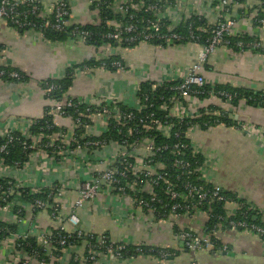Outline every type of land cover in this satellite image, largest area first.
Listing matches in <instances>:
<instances>
[{"label":"built area","instance_id":"2783aa9c","mask_svg":"<svg viewBox=\"0 0 264 264\" xmlns=\"http://www.w3.org/2000/svg\"><path fill=\"white\" fill-rule=\"evenodd\" d=\"M147 1L153 3L146 6L145 0H122L119 3L114 0L108 8L121 19L107 23L115 29V33L105 37L116 41L115 48L128 49L122 47L119 31L123 29L126 33H135L136 15L144 12L154 14L156 20L147 21L146 28L136 36L145 40H163L166 45L163 49L177 45H191L196 48L195 58L188 67L172 69L166 80L151 82L153 92L170 85L168 89L172 93L166 99L164 96L159 97L156 106L158 113L150 110L153 104L145 106L141 103L138 98L140 90L138 86L132 93H127L123 101L115 98L110 101L96 100L94 103L79 101L86 109L84 114H78L76 104L71 99H49V93L57 87L42 82L40 88L46 99L42 117L24 118L9 115V112L0 115V140L3 141L0 144V222L7 225L15 223L17 226V231L5 239L7 246L4 251L10 256L5 264H54L59 259L53 254L56 246L61 247V253L77 247L82 248L83 256L77 254L72 256L71 261L75 264H95L100 256L121 260L130 246L134 247V252L138 256L154 257L150 255L153 252L152 246L118 242L110 238L108 240L103 234L93 237L92 233L81 229L78 213L86 205L93 203L98 196L106 193L116 196L119 200H127L133 209L140 210L145 219L149 220L156 211L152 204L162 203L154 191L160 183L164 194L173 202L167 217L162 221H176L181 217L190 220L202 214L201 209L204 207L211 211L212 204L224 205L225 215L221 220L226 224L225 228L219 227L211 233L204 234L196 233L189 227L177 229L178 232L174 235L183 249L192 253L211 255L225 252L227 247L218 244L217 233L247 232L264 240L262 211L236 195L233 199L225 196V190L208 178L216 162L208 158L194 139V134L202 131L198 119L208 118L203 124L206 127L204 131L208 132L215 127L224 126L219 122V118H234V110L245 104L241 101L237 108H233L230 105L231 95L226 92H220L221 98L212 97L202 101L195 96L198 93L194 88L215 85L204 74L208 60L217 48L232 45L229 37L241 35L236 29L238 22L243 21L254 28L249 35L254 38V42L247 46L264 51V38L260 37V34L264 37V0H259L261 2L258 8L252 12L245 8L247 6L245 3L237 4L234 0H198L196 9L191 8L192 10L181 0ZM233 8L239 9L237 12L242 20L230 16ZM49 15H54V23L47 21ZM192 17L205 21L206 28H199V31L205 34L203 40L202 37L190 32L187 43L177 44L183 38L173 33L174 30ZM32 18L45 20L44 26L50 25L56 31H64L72 26L70 7L66 0H59L46 10L40 0H0V32L9 23L13 25L14 31L34 35V38L39 36L44 40L36 31ZM161 22H169L165 27L170 32L169 35L159 34L164 26ZM71 34L82 38L89 36L88 33L77 29H72ZM135 39L136 37H133L125 41L132 43ZM141 44L150 45L147 42ZM233 45L236 48H243L245 44L237 41ZM106 47L108 49L97 58L103 61L102 68H99L101 70H105L103 67L107 65L112 55L111 46L107 44ZM153 47L162 49L158 46ZM112 57H118L123 61L120 55ZM110 65L116 72H125L129 69L125 62L122 65L120 61H114ZM80 70L87 73L95 69L83 67L77 71ZM2 83L14 85L13 88L20 89V96L26 98V95L22 94L23 90H28L30 79L8 63L7 50L0 42V84ZM147 100L148 98L144 96V101ZM210 106L218 109L212 110ZM45 108L48 110L45 111ZM69 112L78 114V117L73 121ZM45 116H49L50 120L41 125L38 121ZM79 117H84V147L79 146L76 150H70L75 142L73 130L83 125ZM58 119L69 120L71 128L61 126L57 122ZM235 120H238V116H235ZM240 123V126L234 129L255 138L264 158V127ZM183 127H186L185 132L182 131ZM55 128L59 130L56 132ZM113 131L116 132L115 138L108 141L99 139L102 134ZM82 149L84 160L73 166L71 159L74 152L80 153ZM10 150L20 151L24 161L7 163ZM163 153L172 158V175L165 163L159 160ZM200 156L204 159L203 165L199 164ZM58 165H61L60 169ZM62 165L68 167L62 168ZM82 170L84 180L81 183L78 182L80 178L73 181V178L65 179L58 174L61 171H70L69 176H72L74 171ZM202 183L211 185L212 188H207L206 184ZM76 185V198L68 208L64 202ZM142 192H147L149 198L138 196ZM25 193L31 198L30 203L24 201ZM43 194L46 195V200L36 197ZM49 200L53 202L54 211L49 214L54 225L50 230L41 231L35 228L34 222L38 212L47 211ZM163 208L168 209V206L164 205ZM247 217L251 223L247 221ZM151 222L154 223L153 220ZM256 222L258 224H254ZM52 231L55 234H51ZM72 237H75V242ZM29 238H34L37 245L46 251L47 262L38 259L37 255L28 256L23 253L20 241ZM145 248L150 254H146ZM84 252L87 257L84 256ZM170 256L169 250L164 249L158 253L157 258L168 259Z\"/></svg>","mask_w":264,"mask_h":264},{"label":"crops","instance_id":"0c3cea01","mask_svg":"<svg viewBox=\"0 0 264 264\" xmlns=\"http://www.w3.org/2000/svg\"><path fill=\"white\" fill-rule=\"evenodd\" d=\"M59 0H40L46 10ZM69 3L72 24L99 25V16L90 6L94 0H66ZM121 2L122 0H115ZM162 1V0H160ZM196 9L198 0H181ZM193 2H195L193 4ZM259 0H246L244 5L249 12L257 9ZM244 10V8H243ZM202 11V10H201ZM238 8L230 14L242 20ZM237 32L250 35L254 28L240 21ZM260 37L264 38L263 35ZM0 42L7 50L8 63L30 79L28 90L13 88L5 83L0 84V115H18L24 118L42 117L45 97L40 83L47 79H60L65 70L75 67L84 61L97 59L108 48L106 45L95 47L83 41L66 40L52 43L39 36L22 34L8 27L0 32ZM111 57L120 55L128 64L125 72L106 70L77 71L67 97L94 103L96 100H125L127 93H132L142 82L160 81L169 78L172 69H184L194 60L196 48L191 45H177L168 49H156L141 44L131 49L110 48ZM205 77L213 84H224L255 91L264 90V55L258 52L245 53L228 47L217 48L209 58L204 71ZM14 86V85H13ZM233 115V114H232ZM240 122L257 127H264V111L241 105L234 110ZM61 126L71 128L67 119H58ZM195 141L206 152L209 159L216 162L208 178L220 185L225 192L235 194L239 199L255 206L264 214V158L257 140L226 126H218L205 132L194 134ZM61 165H58L60 169ZM68 165H62L67 168ZM84 175V170L80 171ZM70 171H61L65 179L78 180L77 173L69 176ZM77 185L66 197L65 205L69 208L76 198ZM71 189V188H69ZM81 229L87 233L109 234L114 241L142 243L176 252L169 259H158L152 256H136L125 260L100 256L95 264H264V240L258 235L247 232L217 233L218 242L227 247L225 252L217 255L192 253L181 247L176 240L174 228L189 227L194 232L204 234L207 214L202 213L193 219L181 217L176 221L151 222L145 219L140 210H135L127 200L116 196L101 194L79 213ZM54 221L48 212H38L34 226L44 231L50 230ZM7 241L0 244V264L9 261L4 248ZM172 252V253H173ZM83 256L82 248H73L62 252L57 264H69L73 255Z\"/></svg>","mask_w":264,"mask_h":264},{"label":"trees","instance_id":"16d2710c","mask_svg":"<svg viewBox=\"0 0 264 264\" xmlns=\"http://www.w3.org/2000/svg\"><path fill=\"white\" fill-rule=\"evenodd\" d=\"M113 1L114 0H96V1H93L91 3L90 7L93 10L97 9V13L99 16L98 18H99V22H100L99 25L72 24L71 27H68L64 31H56L50 25L45 27L44 26L45 20H42L40 18H35V19L32 18V20L34 22V25L36 26V31L42 35L44 40H46L48 42L57 43V42H64L66 40H71V41L77 42V41L81 40L83 42H87L88 45L95 46V47H100V46H104L107 44H109L111 47H116V41L108 39L107 37H105L106 35L115 33V29L108 26L107 23L112 21V20L119 21L121 19V18L115 16L108 8V6ZM234 2L237 4H244L246 2V0H234ZM152 3H153V1L145 0L146 6H148L149 4H152ZM155 20H156V17L152 13L141 12L140 14H137L136 18H135L136 22L134 23L137 27L135 33H126V32H124L123 29H120V31H119L121 33L120 37L122 40V47L131 49V48L137 47L142 42H147L152 46H158V47L164 48L166 45H165L163 40H154V39L145 40L142 37L136 36L139 32H141L144 28H146L147 21H155ZM47 21H49L50 23H54V15H49ZM161 23L164 26L160 29L159 34L160 35H169L170 32H168L165 28L169 22H165V23L161 22ZM6 26L10 29L13 28V25H11L9 23ZM123 27H125V26H123ZM200 27L206 28V24H205V21L203 19L198 18V17H192L190 20L186 21L185 24L180 25L173 32V33H175V34H177L183 38V40L177 42V44L187 43L189 41V33L190 32L194 33V35H196V36L202 37V40H203L205 34H202V32L199 31ZM14 29H16V28H14ZM72 29L84 31V32L88 33L89 36L87 38H82L80 36H73L71 34ZM133 37H136L134 42L127 43L125 41V40H128L129 38H133ZM228 39H230V41L232 43V45L228 46V48H230L234 51H237V52L251 51V52H258L261 54L264 53V51L261 50L260 48H253L252 46H247V45L251 44L252 42H254V38L251 36L241 34V35L236 36V37H231V38L229 37ZM237 41H242L245 44L244 47L243 48H236L233 44L236 43ZM114 61H120L121 64L124 65V62L121 61L120 58L111 57L110 59H108L107 65L105 67H103V69L105 68V70L109 71V72H116V69H113L110 65L111 62H114ZM102 62L103 61H99L97 59L84 61L80 65L67 68L65 70L64 76L60 79H51V78L47 79L44 82H47L49 84L51 83L57 87L56 89H54L52 92L49 93L48 98L52 99V100H58L61 98H65L67 100L71 99L72 102H74L76 104L78 114L79 113L84 114V110L86 109L85 105L79 104L78 100L67 97L66 93L68 92L69 88L71 87V85L73 83L74 75L76 74L77 70H79L83 67H87V68L96 70V69L102 68ZM151 85H152L151 81L142 82L139 85L140 90L138 93V98L141 101V103L144 104L145 106L153 104V107L150 110L158 113L159 111H157L156 106L158 105L159 97L164 96V98L166 99V98L170 97L172 95V93L168 89V87L170 85H167V87L162 88V89L158 88L154 92L152 91ZM7 87H10V86L8 85ZM194 90H195V92L198 93L195 96H197L198 99L202 100V101L211 99L212 97L221 98L220 92H226V93L231 95L232 99H231L230 105L233 108H237L239 105V102L242 101L245 103L246 106H249V107L254 108V109H261L264 111V90L255 91V90H251V89H242L239 87H232L230 85H224V84H216L213 86L206 85L203 88H194ZM144 96L148 98L147 101H144ZM210 109L217 110L218 108L215 106H210ZM46 110H48V108H45V111ZM78 114L74 115L72 112H69L70 118L73 121L78 117ZM79 118L83 122V125L81 127H78V128L73 130L72 133H73V139L75 140V142L72 144V148L70 150H76V148L79 146L84 147V141H85L84 140V117H79ZM207 119H208L207 117H202V118L197 120L198 123L200 124L202 131L206 130V127L203 124L207 122ZM48 120H50V117L45 116L43 119H40L38 122L41 125H43ZM219 122L222 123L224 126L231 127L233 129L238 128L241 124L239 121L235 120L234 118H228V117L219 118ZM185 129H186V127H183L182 131L185 132ZM58 130L59 129L55 128L54 131L57 132ZM44 134H46V133H44ZM115 137H116V132L113 131V132L102 134L101 136H99V139L108 141L109 139H112ZM184 140L189 142V140H187V139H184ZM2 143H3V141L0 140V144H2ZM159 160L163 161L165 163V166L169 169L168 172H170V174L172 175V171H171L172 158H171V156H169L166 153H163L162 156L159 158ZM198 160H199V164L203 165V163H204L203 157L200 156L198 158ZM15 161L23 162L24 157L20 154V151L15 150L13 152V150H10V155L7 157V163L11 164ZM202 184H206V183H202ZM205 186L207 188H212L211 185H208V184H206ZM161 187H162V184L160 183L159 186L154 188L157 199H160L162 201L161 204H158L157 202L152 204L156 211H155V215L153 216V218H150V219H152L154 222H159V221L164 220L168 215L167 213H168L169 207L173 203L168 198V196L164 194L163 189ZM138 189H141V188H138ZM23 196H24V198H23L24 201L27 203H30L31 198L27 197L26 193L23 194ZM138 196H140L141 198H144V199L149 198V195L147 194V192H142V193L138 194ZM225 196H227L231 199L235 198V194H231V193H227V192L225 193ZM36 197H38L42 200H46V195H44V194L40 195V196L37 195ZM47 205H48V207H47L46 212H48V213L53 212L54 211L53 210V202L51 200H49ZM164 205H167L168 209L163 208ZM223 209H224V205H222L220 203L212 204L210 207L211 211L208 210V207H204L201 209V212L206 213L208 215V220H207V223L205 224V227H204L205 233H211L212 231L216 230L219 227L220 228L226 227V224L221 220L225 215ZM22 214H24V213H22ZM22 216H20V217H22ZM240 219H243V218L240 217ZM247 221L250 222L248 217H247ZM254 224H258V222L254 223ZM15 231H17V226L15 223H9L7 225V224L0 222V241H4L10 234L14 233ZM174 231L178 232L177 228H174ZM51 234H55V232L52 231ZM92 235H93V237L98 236V234H94V233H92ZM108 235L109 234H103V236H105L108 240H110ZM72 239L74 242L76 241L75 237H72ZM20 242L22 243V248H23L24 254H26L28 256H31L32 254L37 255L38 259L45 260L46 262L48 261L46 251L37 245V241L34 238L21 240ZM218 244L220 245V243H218ZM60 249H61V247L56 246V249L53 251V254L56 257H61L62 253H61ZM152 249H153V252H151V254H150L149 250L146 249V254L153 255L156 258L158 257V253L161 250H164L162 248L155 247V246H152ZM169 252L171 253V255H174L176 253V252H173L171 250H169ZM84 256L87 257V254L85 252H84ZM136 256H138V254H136L134 252V247L130 246L127 249V253L123 254V256L121 257V260H125V259L131 258V257H136ZM54 264H57V262ZM69 264H75V263H73L71 261V263H69Z\"/></svg>","mask_w":264,"mask_h":264},{"label":"rangeland","instance_id":"374dc122","mask_svg":"<svg viewBox=\"0 0 264 264\" xmlns=\"http://www.w3.org/2000/svg\"><path fill=\"white\" fill-rule=\"evenodd\" d=\"M70 132H71V130H70ZM71 160H72V165L77 166L82 160H84V149H82V152H80V153L74 152ZM76 173H77L78 177L80 178V181H78V182L81 183L84 180V175L80 171H74L73 172V174H76Z\"/></svg>","mask_w":264,"mask_h":264},{"label":"water","instance_id":"95a60500","mask_svg":"<svg viewBox=\"0 0 264 264\" xmlns=\"http://www.w3.org/2000/svg\"><path fill=\"white\" fill-rule=\"evenodd\" d=\"M86 44H87V42H86ZM169 259V258H168Z\"/></svg>","mask_w":264,"mask_h":264}]
</instances>
